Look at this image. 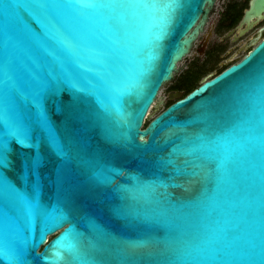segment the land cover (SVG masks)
<instances>
[{
	"label": "water",
	"instance_id": "95a60500",
	"mask_svg": "<svg viewBox=\"0 0 264 264\" xmlns=\"http://www.w3.org/2000/svg\"><path fill=\"white\" fill-rule=\"evenodd\" d=\"M213 3L0 0V264H264V35L145 124Z\"/></svg>",
	"mask_w": 264,
	"mask_h": 264
},
{
	"label": "flooded vegetation",
	"instance_id": "af4514ba",
	"mask_svg": "<svg viewBox=\"0 0 264 264\" xmlns=\"http://www.w3.org/2000/svg\"><path fill=\"white\" fill-rule=\"evenodd\" d=\"M248 3L249 0L226 1L224 3V6L217 12V15L211 25L207 26L205 29L203 28L204 30H202V32L196 37L194 55L191 58V62L194 65L205 67L206 64L219 58V60H223L221 65H219V68L222 70L224 65H228L236 61L234 56L231 57L232 52L236 53L239 50H245V48L250 45V41L252 39H250L251 36L249 37L248 33L255 25L262 23L264 17L255 22L252 26L246 28L243 32H240L238 23L244 13V9L248 7ZM230 5H244L241 8V14L236 18L235 23L232 25L229 24V19L227 21L225 20L226 23L223 22V17L228 14L227 10ZM242 28H245V25H242ZM244 37H246L245 40ZM223 56H226L227 58L224 57L223 59ZM218 71L219 70H217V72Z\"/></svg>",
	"mask_w": 264,
	"mask_h": 264
},
{
	"label": "rangeland",
	"instance_id": "374dc122",
	"mask_svg": "<svg viewBox=\"0 0 264 264\" xmlns=\"http://www.w3.org/2000/svg\"><path fill=\"white\" fill-rule=\"evenodd\" d=\"M226 1H242V0H214V3L212 4V6L210 7V9L207 13V17H206L204 23L201 25V29H200L199 33H201L202 30H204L207 26L211 25V23L214 21L216 15H217V12L222 9V7L224 6V3ZM248 35H249V37L251 36L250 39H252L256 35L259 37H262L264 35V19H263L262 23L255 25L252 28V30L248 33ZM245 39H246V37H244V40ZM195 42H196V39L193 41L192 45L190 46L189 51L177 62L176 68L173 71L172 78L170 80L164 82L162 84V86L160 87L158 94H157V97H159L163 101V103L156 109L152 106L149 108L148 113H150V115L145 120V124H147L153 116H155L157 113H159L164 108V106H166L165 102L167 100V98H166L167 94L171 90L170 86L176 81V79L182 74V72L184 70H186V68L191 66V64H192L191 58L194 55ZM252 45H253V43L250 44L249 46H247L245 48V50H239L236 53L232 52L231 57L234 56L235 60L240 59L247 52V50H249L251 48ZM224 57H226V56H223V59H224ZM217 59H218V61H217ZM217 59L213 60V62L205 65L207 70L199 77L198 84H199L202 77L208 75L209 73L215 74L217 72V70L220 67L219 65H221V63L223 62L222 59H220V60H219V58H217ZM180 91L183 94V91L182 90H180Z\"/></svg>",
	"mask_w": 264,
	"mask_h": 264
},
{
	"label": "trees",
	"instance_id": "16d2710c",
	"mask_svg": "<svg viewBox=\"0 0 264 264\" xmlns=\"http://www.w3.org/2000/svg\"><path fill=\"white\" fill-rule=\"evenodd\" d=\"M244 6V5H242ZM242 6H236V5H230L227 13L223 17V22L226 23V21L229 19V24L232 25L235 23L236 18L241 14V8ZM226 20V21H225ZM228 24V22H227ZM227 65H224L226 67ZM222 67V68H224ZM207 70L206 66H196L193 63L191 66L186 68L182 72V74L176 79V81L170 86L171 89H177V90H182L183 95L188 93L190 90H192L194 87L198 85V79L199 77ZM219 71L221 68L218 69ZM218 71V72H219ZM172 100H166L165 104L166 106L170 104Z\"/></svg>",
	"mask_w": 264,
	"mask_h": 264
},
{
	"label": "snow or ice",
	"instance_id": "6c2138e0",
	"mask_svg": "<svg viewBox=\"0 0 264 264\" xmlns=\"http://www.w3.org/2000/svg\"><path fill=\"white\" fill-rule=\"evenodd\" d=\"M165 24L167 23L166 20L164 22ZM22 135L25 137V139H22L20 142H17L15 139V142H17L20 146H25V147H32V144L30 143V137L28 135L27 130L23 127V131H22ZM0 161H2V163H0V169H3L6 165H8L10 163L9 159H8V154H7V145H6V141L3 143H0ZM32 163L34 164V166H36L38 168L40 161L39 160H34L32 161ZM4 179V177H3ZM38 207V205L36 206Z\"/></svg>",
	"mask_w": 264,
	"mask_h": 264
}]
</instances>
